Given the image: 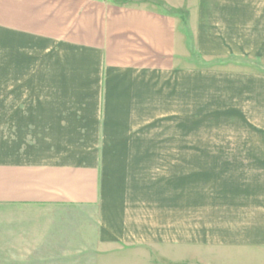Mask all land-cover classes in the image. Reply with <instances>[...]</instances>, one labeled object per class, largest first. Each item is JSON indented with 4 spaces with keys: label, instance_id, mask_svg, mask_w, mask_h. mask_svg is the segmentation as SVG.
Segmentation results:
<instances>
[{
    "label": "crops",
    "instance_id": "obj_1",
    "mask_svg": "<svg viewBox=\"0 0 264 264\" xmlns=\"http://www.w3.org/2000/svg\"><path fill=\"white\" fill-rule=\"evenodd\" d=\"M165 2L222 63L186 62L179 17L150 5L0 0V231L45 242L83 215L101 252L174 255L220 229L264 264V70L223 62L264 63V0ZM225 126L246 136L206 141Z\"/></svg>",
    "mask_w": 264,
    "mask_h": 264
},
{
    "label": "rangeland",
    "instance_id": "obj_2",
    "mask_svg": "<svg viewBox=\"0 0 264 264\" xmlns=\"http://www.w3.org/2000/svg\"><path fill=\"white\" fill-rule=\"evenodd\" d=\"M119 4H144L150 5L167 13L176 14L180 19V30L185 35V44L188 49L187 60L197 66H208L219 60H205L194 48V33L190 24V11L186 8H174L166 4L165 0H110ZM244 62L255 64L264 70V63L252 60H233L223 62ZM240 130V131H239ZM225 126L223 128L210 130L205 134L206 141L212 142H237L246 136L245 130ZM219 131V133H215ZM243 134V136L241 135ZM200 137V136H199ZM197 139V137L195 138ZM193 139V142L195 141ZM215 188H210L212 191ZM225 208L209 210L208 221L215 222L224 216ZM74 216V215H73ZM67 214L64 216L65 222H75L78 224L66 225L64 230L54 231L50 237L43 242L41 232L30 230L26 232H6L0 231V264H252L247 262L246 250H234L230 240H226L225 232L220 229H209L207 231V244L200 246V239L204 240L206 232L196 231L193 227V243L190 248L169 249L175 251L174 255L157 252L150 246H134L131 242L113 244L110 251L101 252L93 245L92 224H88L87 216H74ZM194 216V214H193ZM83 219V220H81ZM223 219V218H222ZM209 223V225H210ZM19 232V233H18ZM18 233V234H17ZM44 243L41 246L39 243ZM202 242V241H201ZM226 242V243H225ZM36 243V245H34ZM229 243V242H228Z\"/></svg>",
    "mask_w": 264,
    "mask_h": 264
},
{
    "label": "trees",
    "instance_id": "obj_3",
    "mask_svg": "<svg viewBox=\"0 0 264 264\" xmlns=\"http://www.w3.org/2000/svg\"><path fill=\"white\" fill-rule=\"evenodd\" d=\"M221 62V61H220Z\"/></svg>",
    "mask_w": 264,
    "mask_h": 264
}]
</instances>
